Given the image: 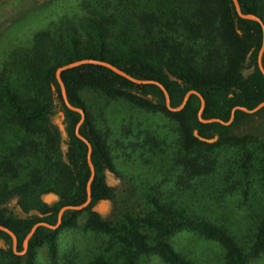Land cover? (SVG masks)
Here are the masks:
<instances>
[{
    "label": "trees",
    "instance_id": "16d2710c",
    "mask_svg": "<svg viewBox=\"0 0 264 264\" xmlns=\"http://www.w3.org/2000/svg\"><path fill=\"white\" fill-rule=\"evenodd\" d=\"M239 3L241 12L264 22L262 0ZM68 7L50 29L54 19L38 28L20 19L0 34V225L18 240L16 252L11 234L0 229V264H147L154 257L162 264H196L192 251L177 242L183 233L218 244L222 264L264 257V106L254 113L237 109L230 124L202 122L198 94L175 111L158 84L91 63L61 73L68 100L84 111L79 132L92 146L91 200L67 209L58 227L38 226L25 249L36 224L57 225L62 208L89 197V147L77 135L83 115L64 100L60 67L83 59L109 62L136 79L160 82L174 108L197 91L205 99L204 119L227 122L235 107L264 102L263 26L241 17L233 0H81ZM116 104L125 107L110 113ZM61 113L66 135L57 122ZM150 115L163 116L164 131ZM120 127L130 146L115 150ZM195 130L214 140H201ZM130 148L134 163L158 174L155 182L142 173L129 176L142 188L138 205L118 201L113 186L116 178L128 179L116 166V153ZM49 194L57 198L47 201ZM230 198L239 210L242 203L254 209L249 232L226 224L227 212L239 213L227 210ZM103 203L112 205L107 214L99 208ZM77 230L97 240L94 251L80 248L83 240L72 243L77 252L64 250L71 245L63 247V234Z\"/></svg>",
    "mask_w": 264,
    "mask_h": 264
},
{
    "label": "rangeland",
    "instance_id": "374dc122",
    "mask_svg": "<svg viewBox=\"0 0 264 264\" xmlns=\"http://www.w3.org/2000/svg\"><path fill=\"white\" fill-rule=\"evenodd\" d=\"M80 3L81 0H0V34H3L9 28H12L15 25V23L18 22L20 19L25 20L24 24L27 27H34L33 21H36L35 27L37 28L40 26L41 22L42 25H44L45 20L50 21L51 19H54L52 22H49L46 26V28L50 29L54 27L56 23H59L61 21L58 19V15L61 14V12H59L60 10H62L66 6H69L68 8H77ZM262 4L264 6V0H262ZM50 15H52L53 18H51ZM34 17H36V19H34ZM53 29L54 31H56L59 29V27L57 28L55 27ZM32 31L33 29L28 32L20 33L18 36H15L13 40L9 41L8 47L11 48V50H13V47H15V45H13V42L16 41L17 37L22 36L24 38H27L31 35ZM16 55L18 56V53ZM14 83L16 86L20 85V83H18L17 81ZM89 95H90L89 98L91 100L95 98L94 96H92V94ZM124 107L125 106L122 104L121 105L116 104L113 108H110L109 111H111L110 113L112 112L114 113L119 111L120 108H124ZM137 115L141 117L140 113H137ZM145 116L144 119L149 120L151 118L152 121H154V125L156 126L161 125V129L163 130V126H164L163 116L150 115V118ZM104 121H105V126L108 130V127L112 126L111 125L112 122L109 119L108 114ZM119 125L120 124L116 126ZM122 128L123 127H120V132L118 133L119 136H117L118 139H116V137H113L114 140H117L113 145L115 150L118 145H121V147L124 149L130 146L129 140L125 136V133H123L124 130H122ZM166 133L167 132H165V134ZM171 133L173 134V132ZM110 137L112 138V136ZM228 151L229 152H227L225 156H229L232 153V151L230 150ZM134 152L135 151L133 150V148L132 149L130 148L128 149V152L121 150L116 153L117 156L116 166L119 170L127 174L128 179L123 177L116 178V180L114 179L113 181V186L116 189V198L118 201H121L123 203L131 202L138 205L139 203H142L141 201V197L143 196L142 188L140 184L136 183L132 178L130 179L129 176H132L133 172L142 173L144 176H146L147 179L153 180L152 182H155L158 174L154 172L156 171L154 168H150L145 165H142L140 164V162L134 163V159L137 157V155ZM122 155H124L127 159H123ZM146 172L148 174H145ZM171 185L173 186L172 181L165 183V187L167 189L170 188ZM227 203L231 204V206L227 207L228 211L231 208L232 210L236 209L237 211H239V213L238 215H236L232 211L227 212L228 215L225 217V219L228 218V220L226 224L229 225V227L232 230L237 228L239 225H241L242 229L240 231L249 232L252 227V218L254 214V209L250 207L248 204L242 203L241 208L239 210L237 199L230 198L227 200ZM111 207L112 205L110 203H103L99 206V208H101L104 214H107L111 209ZM62 238L64 241L63 247H66L67 245H71L68 249H64L65 251H68L69 249H75L77 252L78 250L74 248V246H72V243L74 242L77 243L81 240H83L84 242H82L79 245V247L84 250L90 247L92 251H94L98 246L96 245L97 240H93V238L91 237L88 240L86 238H83L79 230H77V232L67 231L63 234ZM176 238L178 243L180 241L181 245L188 247L192 251V255H188V256L194 259L196 264H222L223 252L220 246H218V244L206 240L201 241L197 237L193 235H188L186 233H183L182 235H180V237L176 236ZM178 249L182 251L180 246L178 247ZM42 254H43V259L46 260L47 252L44 251L42 252ZM66 260L68 261V264H77V261H73V260L69 261L68 259ZM147 264H162V263L160 261L158 262L157 258L154 257L148 260ZM252 264H264V257L252 260Z\"/></svg>",
    "mask_w": 264,
    "mask_h": 264
},
{
    "label": "water",
    "instance_id": "95a60500",
    "mask_svg": "<svg viewBox=\"0 0 264 264\" xmlns=\"http://www.w3.org/2000/svg\"><path fill=\"white\" fill-rule=\"evenodd\" d=\"M233 1H234V3H235V9H236V11L239 13V15H240L241 17H244V18H247V19L257 20V21L261 22V24H262V26H263V32H264V22L262 21V19H261L259 16H256V15H254V14H244L243 12H241L239 0H233ZM263 54H264V44H263L262 49H261L260 54H259V66H260V68H261V70H262V72H263V74H264V66H263V62H262ZM86 63H91V64H94V65H103V66L109 67V68H111L112 70H114L115 72H117V73H119V74H121V75L127 77L128 79H130V80H132V81L138 82V83H155V84H158V85L163 89V91H164V93H165L166 101H167V105H168V107H169L170 109H172V110H175V111L181 110V109L186 105V103H187V101H188V99H189V97H190V95H191L192 93H196V94H198V95L200 96V98H201V103H202V104H201V109H200V111H199V117H200V119H201L202 122H214V121H219V122H222V123H224V124H230V123H232V121L234 120L235 111H236L237 109H242V110H244V111H246V112L254 113V112L258 111L259 109H261V108L264 106V102H262L261 104H259V105H258L256 108H254V109H248V108H246V107L237 106V107H235V108L233 109L232 116H231L230 120L227 121V122H225V121H223V120H221V119H219V118L204 119V118L202 117V113H203V109H204V107H205V99H204V97H203L200 93H198L197 91H194V90L189 91V92L186 94V96H185V98H184L182 104H181L180 106L174 108V107H171V104H170V96H169V93H168L167 89H166L165 86L162 85L160 82H158V81H154V80H140V79H136V78L132 77L131 75H129L128 73H126L125 71L119 69L118 67L114 66L113 64H111V63H109V62H106V61H99V60H95V59H83V60H79V61H76V62H74V63H70V64H67V65H64V66L60 67V68L57 70V79H58V81H59V83H60V85H61V89H62V94H63L64 100H65V102H66V104L68 105L69 108H71V109H73V110H76V111H79V112L83 115V118L80 120V122H79V124H78V126H77V135H78L81 139H83V140L88 144V147H89V151H88L89 167L91 168V171H92L91 178H90V180H89V184H88L89 197H88L87 202H86L85 204L81 205V206H66V207L62 208L61 211H60V213H59V220H58V224H57V225L52 226V225H49V224H47V223H38V224H36V225L32 228L31 232H30V233L27 235V237L25 238V241H24V247H25V249L28 248L29 240H30V238L33 236V234L35 233V231H36V229H37L38 226H40V225H47V226H50V227H58V225L61 224V222H62V216H63V213H64L67 209H70V208H74V209H82V208H84V207L89 203V201L91 200V187H90V185H91V181L93 180V178H94V176H95V169L93 168V165H92L93 163H92V161H91L92 146H91L90 142H89L84 136H82V135L80 134V132H79V127L81 126V124H82V122H83V120H84V111H83L81 108H78V107L73 106V105L70 103V101L68 100L66 87H65V84H64V82H63V80H62V76H61L62 71H64V70H68V69H70V68H74V67H76V66H79V65H82V64H86ZM63 119H64V114L61 113V119H58L57 122H58L59 127H60V129L62 130L63 134L66 135L65 126H64V124H63V122H62ZM194 133H195V135H196L197 137H199V138H200L201 140H203V141L212 142V141L214 140V139H208V138H206V137H204V136H201V135L199 134L198 130H195ZM56 198H57V195L49 194L48 197L46 198V200L49 201V200H51V199H56ZM0 229L5 230V231H7L8 233L11 234V236H12V238H13V242H14V249H15V251L17 252V242H18V240H17L16 235H15V234H14L9 228H7V227H5V226H3V225H0ZM23 252H24V251H23ZM23 252H20V253H23Z\"/></svg>",
    "mask_w": 264,
    "mask_h": 264
}]
</instances>
